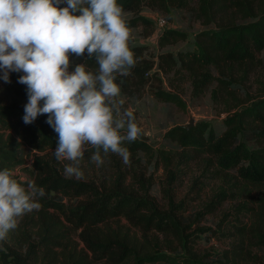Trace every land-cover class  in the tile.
<instances>
[{
    "label": "trees",
    "instance_id": "16d2710c",
    "mask_svg": "<svg viewBox=\"0 0 264 264\" xmlns=\"http://www.w3.org/2000/svg\"><path fill=\"white\" fill-rule=\"evenodd\" d=\"M177 1L117 0V3L134 14L133 18L125 20L129 30L143 26L149 30V36L153 27L151 21L141 15L143 7L161 11ZM198 18L207 25H214L213 29L197 35L198 52H180L177 56L162 53L157 69L166 76L187 72L198 93L217 82L213 91L215 99L235 98L237 89L242 86L237 74L245 84L254 68L264 61V57H260L264 52V0H209L207 6L199 9ZM186 39L185 33L170 29L158 42L165 48ZM129 48L136 65L130 75L117 77L120 92L140 99L150 86L158 101L184 108L177 93L154 85L160 79L153 73L155 61L147 56L146 47ZM70 61V71L81 63L93 73L98 68L94 58L87 60V53L80 58L70 54ZM2 75L0 71V77ZM20 75L22 73H11V83L0 78V170H10L13 178L25 188L28 182H34L45 190V195L38 199L39 211L26 214L7 239L1 241L0 264H244L256 258L244 246L250 235L238 219L236 223L220 220L214 227H193L218 212L235 193L229 194L227 189H222L203 205L202 211L186 217L185 201L177 203L174 199L179 170L172 171L173 158L162 150L159 156L166 162L169 179L165 189L166 211L159 208L149 193L152 178H146L144 172L135 170V166L133 178L143 190L142 196L128 190L126 181L131 172L120 167L116 170V179L109 182L105 179L101 184L65 178L63 166L54 156L58 135L46 123L47 114L39 116L30 125L23 122L28 97L27 86L18 83ZM244 91L247 99L224 120L226 131L222 135H217L207 123H200L190 130L174 127L165 138L183 149L182 162L190 164L202 159L205 165L202 176L192 183L190 193L195 195L192 200L199 199L210 182H228L232 171H237L240 178L233 189L238 190L243 185L244 189L251 186L261 192L256 214L257 235L261 236L264 232V95L252 98L248 90ZM122 146L128 149L133 160L139 154L154 156L152 147L138 138L131 143L124 142ZM90 155L91 151L85 153L83 164L91 163ZM116 156L109 154L107 157L115 160ZM213 167L216 170L212 171ZM17 170L29 176V180L23 181L16 175ZM121 218L141 230L145 240L133 238L113 227L102 228ZM151 232L167 239V250H163L158 241L152 246L148 240ZM204 235L207 239L219 240L237 237L241 244H233L218 253L201 254L197 245Z\"/></svg>",
    "mask_w": 264,
    "mask_h": 264
},
{
    "label": "clouds",
    "instance_id": "9594fccd",
    "mask_svg": "<svg viewBox=\"0 0 264 264\" xmlns=\"http://www.w3.org/2000/svg\"><path fill=\"white\" fill-rule=\"evenodd\" d=\"M129 39L117 0H0V78L11 83V73H22L18 83L27 86L28 97L23 122L30 125L47 114L46 123L58 135L54 156L68 162L67 179H84L80 165L88 151L97 167L109 154L129 163L122 145L136 141L141 129L131 109L121 111L116 83L136 65ZM85 53L95 59L96 72L85 63L70 71V54ZM44 195L34 182L25 188L10 170H0V241L26 214L39 211Z\"/></svg>",
    "mask_w": 264,
    "mask_h": 264
},
{
    "label": "rangeland",
    "instance_id": "374dc122",
    "mask_svg": "<svg viewBox=\"0 0 264 264\" xmlns=\"http://www.w3.org/2000/svg\"><path fill=\"white\" fill-rule=\"evenodd\" d=\"M208 2L209 0H178L174 5H167L161 11L153 10L146 6L143 7L141 15L151 21L153 33L148 36L149 30H146L143 26L133 28L130 30L128 45L146 47L147 56L155 61V71L153 73H157V77L160 79V82L156 80L154 85H159L165 91L177 93L184 102L185 107L180 108L171 103L158 101L153 96L154 89L150 86L146 88L145 94L140 99L129 97L120 92V96L117 99L123 101L121 111L131 109L135 113V122L141 129V135L138 139L146 141L152 147L154 156L147 157L139 154L135 160L129 156V163L127 164L119 156H116L115 160L104 157L105 163L100 167L93 163L85 162L83 164L81 162V170L84 173L82 181L101 184L106 179L109 182L112 178L116 179V170L120 167L131 172L126 181L128 190L135 195L142 196L144 192L133 178L132 171L133 166H135V170L144 172L146 178H152V187L149 193L156 199L159 208L166 211L168 200L165 189L168 188L169 179L165 168L166 162L159 156V152L162 150L173 158V165L170 167L172 171L179 170L177 172L178 180L175 183L178 188L174 193V199L177 203L185 201V206L188 208L185 213L186 217L202 211L203 205L209 202L213 195L222 189H227L229 194L232 191L235 193L218 212L207 216L201 223L193 224V227H214L215 223L220 220H230L233 223H236V219L242 221L250 235L245 240L244 246L256 255L255 259L253 258V260L244 264H264V232L261 236L257 235L259 227L256 219V214L260 207L261 192L251 186L244 189L243 185L238 190L237 188L233 189L232 186L236 181H240V178L237 176V171H232L229 174L228 182L221 180L212 181L199 199L192 200L195 197L194 194L190 193L192 183L196 178L202 176L205 165L202 159L194 160L190 164L182 162L183 149L165 138V134L170 129L178 126L187 127L190 125L191 119L194 120L195 126L200 123H207L217 135H222L226 131L224 120L234 114L238 110V105L244 104V100L247 99L244 90H248L249 96L252 98H259L260 94L264 95V61L254 68L245 84L244 82L242 83L240 74H237V79L242 86L237 89L238 94L235 98L218 97L215 99L213 91L217 87V82H212L198 93L195 91L193 79L187 72L177 74L179 76L173 74L166 76L157 69L158 57L162 53L170 52L177 56L180 52H198L197 35L202 31L214 28V25H207L198 18L199 9L202 6H207ZM122 13L124 20L134 17V14L130 11L122 9ZM160 19H165L168 25L160 26ZM170 29L185 33L187 39L175 45L161 48L158 42L159 38ZM260 57H264V52ZM121 133L124 134V130ZM250 147H253V145L250 144ZM64 163L68 162H60L63 168ZM211 170H216V167ZM16 175L20 176L23 181L29 180V176L21 170H17ZM107 227H113L116 231H122V233L128 234L133 238L145 240L143 232L132 227L124 218L110 221L107 225L102 226L104 230ZM157 237L158 239L155 240ZM205 237L204 235L197 245V251L201 254L218 253L231 248L233 244H241V240L237 237L229 240L207 239ZM148 240L152 243V246H154L155 241H158L160 247L163 250H167V239L164 236L151 232L148 234Z\"/></svg>",
    "mask_w": 264,
    "mask_h": 264
},
{
    "label": "built area",
    "instance_id": "2783aa9c",
    "mask_svg": "<svg viewBox=\"0 0 264 264\" xmlns=\"http://www.w3.org/2000/svg\"><path fill=\"white\" fill-rule=\"evenodd\" d=\"M159 25L164 27V26H167L168 23H167V21L165 19H160L159 20Z\"/></svg>",
    "mask_w": 264,
    "mask_h": 264
},
{
    "label": "water",
    "instance_id": "95a60500",
    "mask_svg": "<svg viewBox=\"0 0 264 264\" xmlns=\"http://www.w3.org/2000/svg\"><path fill=\"white\" fill-rule=\"evenodd\" d=\"M194 126H195V124H194V120L191 119V121H190V125H188V126L186 127V129H187V130H190V129H192Z\"/></svg>",
    "mask_w": 264,
    "mask_h": 264
}]
</instances>
